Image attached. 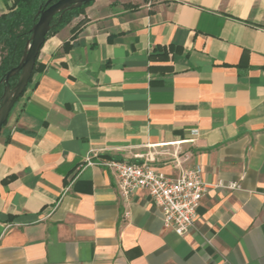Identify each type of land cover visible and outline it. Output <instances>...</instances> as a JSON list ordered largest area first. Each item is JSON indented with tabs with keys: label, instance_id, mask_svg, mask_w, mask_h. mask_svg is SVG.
Returning <instances> with one entry per match:
<instances>
[{
	"label": "crops",
	"instance_id": "obj_1",
	"mask_svg": "<svg viewBox=\"0 0 264 264\" xmlns=\"http://www.w3.org/2000/svg\"><path fill=\"white\" fill-rule=\"evenodd\" d=\"M36 64L0 134V264H264V0H94ZM177 153L220 185L183 237L88 161Z\"/></svg>",
	"mask_w": 264,
	"mask_h": 264
},
{
	"label": "built area",
	"instance_id": "obj_2",
	"mask_svg": "<svg viewBox=\"0 0 264 264\" xmlns=\"http://www.w3.org/2000/svg\"><path fill=\"white\" fill-rule=\"evenodd\" d=\"M197 134L195 131L194 135ZM173 157V167L177 171L175 175L155 169L150 158L142 162L102 160L93 163L91 157L88 161L114 173L117 188L125 202L128 203L137 192H147L159 208L165 228L183 237L193 228L203 197L220 185L206 182L201 166H187V157L181 158L178 153ZM223 187L235 189L239 186L232 184ZM128 216L129 213H126Z\"/></svg>",
	"mask_w": 264,
	"mask_h": 264
},
{
	"label": "trees",
	"instance_id": "obj_3",
	"mask_svg": "<svg viewBox=\"0 0 264 264\" xmlns=\"http://www.w3.org/2000/svg\"><path fill=\"white\" fill-rule=\"evenodd\" d=\"M11 9L0 16V104L4 92L5 83L2 82L6 73L17 67L25 51L27 42L32 35V28L39 20V12L47 8L49 0H12ZM58 0H54L52 3ZM87 5L81 8L68 11L63 16H56L52 29L48 37L58 34L62 29L73 22L84 13ZM77 28V27H76ZM73 29V33L76 32ZM65 51L69 50L65 45ZM167 58L166 53L163 55L153 54L151 58ZM38 69L37 64L34 72ZM19 76L11 78V86H15Z\"/></svg>",
	"mask_w": 264,
	"mask_h": 264
},
{
	"label": "water",
	"instance_id": "obj_4",
	"mask_svg": "<svg viewBox=\"0 0 264 264\" xmlns=\"http://www.w3.org/2000/svg\"><path fill=\"white\" fill-rule=\"evenodd\" d=\"M53 1L49 0L47 8L39 12V20L32 28L31 38L27 42L19 65L7 72L2 80L5 87L0 104V134L31 82L40 51L52 29L55 17L63 16L66 12L81 8L94 0H58L52 3ZM15 76H19V79L15 86H11L10 80Z\"/></svg>",
	"mask_w": 264,
	"mask_h": 264
},
{
	"label": "rangeland",
	"instance_id": "obj_5",
	"mask_svg": "<svg viewBox=\"0 0 264 264\" xmlns=\"http://www.w3.org/2000/svg\"><path fill=\"white\" fill-rule=\"evenodd\" d=\"M0 57H1V55H0Z\"/></svg>",
	"mask_w": 264,
	"mask_h": 264
}]
</instances>
